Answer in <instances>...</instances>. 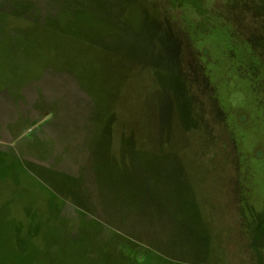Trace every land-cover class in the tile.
<instances>
[{
	"label": "rangeland",
	"instance_id": "1",
	"mask_svg": "<svg viewBox=\"0 0 264 264\" xmlns=\"http://www.w3.org/2000/svg\"><path fill=\"white\" fill-rule=\"evenodd\" d=\"M0 264H264V0H0Z\"/></svg>",
	"mask_w": 264,
	"mask_h": 264
}]
</instances>
